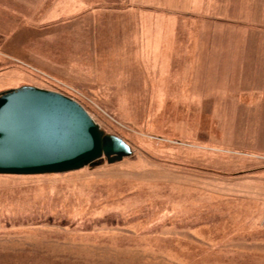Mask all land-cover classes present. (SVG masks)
I'll use <instances>...</instances> for the list:
<instances>
[{"label":"rangeland","instance_id":"374dc122","mask_svg":"<svg viewBox=\"0 0 264 264\" xmlns=\"http://www.w3.org/2000/svg\"><path fill=\"white\" fill-rule=\"evenodd\" d=\"M23 85L135 155L0 175V264H264V0H0Z\"/></svg>","mask_w":264,"mask_h":264},{"label":"water","instance_id":"95a60500","mask_svg":"<svg viewBox=\"0 0 264 264\" xmlns=\"http://www.w3.org/2000/svg\"><path fill=\"white\" fill-rule=\"evenodd\" d=\"M134 155L127 140L63 92L34 85L0 92V175L67 174Z\"/></svg>","mask_w":264,"mask_h":264},{"label":"crops","instance_id":"0c3cea01","mask_svg":"<svg viewBox=\"0 0 264 264\" xmlns=\"http://www.w3.org/2000/svg\"><path fill=\"white\" fill-rule=\"evenodd\" d=\"M149 27H150V25H149ZM148 30H151V31H152V30H153V28H151V27H150ZM153 31H154V30H153Z\"/></svg>","mask_w":264,"mask_h":264},{"label":"trees","instance_id":"16d2710c","mask_svg":"<svg viewBox=\"0 0 264 264\" xmlns=\"http://www.w3.org/2000/svg\"><path fill=\"white\" fill-rule=\"evenodd\" d=\"M97 164H99V162H98ZM97 164H95V165H97ZM93 166H94V165H93Z\"/></svg>","mask_w":264,"mask_h":264}]
</instances>
